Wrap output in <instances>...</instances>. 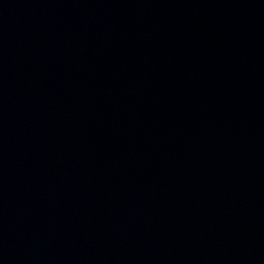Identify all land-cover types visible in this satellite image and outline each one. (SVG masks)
Segmentation results:
<instances>
[{
	"label": "water",
	"instance_id": "95a60500",
	"mask_svg": "<svg viewBox=\"0 0 264 264\" xmlns=\"http://www.w3.org/2000/svg\"><path fill=\"white\" fill-rule=\"evenodd\" d=\"M0 264H264V0H0Z\"/></svg>",
	"mask_w": 264,
	"mask_h": 264
}]
</instances>
